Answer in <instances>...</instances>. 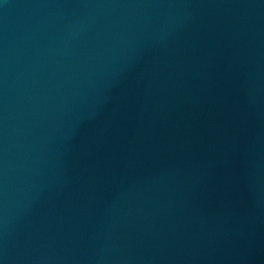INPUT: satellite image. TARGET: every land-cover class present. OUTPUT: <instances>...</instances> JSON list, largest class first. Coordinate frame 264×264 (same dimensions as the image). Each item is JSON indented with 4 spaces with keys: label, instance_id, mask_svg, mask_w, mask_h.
<instances>
[{
    "label": "water",
    "instance_id": "1",
    "mask_svg": "<svg viewBox=\"0 0 264 264\" xmlns=\"http://www.w3.org/2000/svg\"><path fill=\"white\" fill-rule=\"evenodd\" d=\"M0 264H264V0H0Z\"/></svg>",
    "mask_w": 264,
    "mask_h": 264
}]
</instances>
